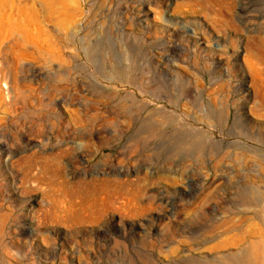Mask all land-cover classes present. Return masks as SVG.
Returning <instances> with one entry per match:
<instances>
[{
    "label": "rangeland",
    "instance_id": "obj_1",
    "mask_svg": "<svg viewBox=\"0 0 264 264\" xmlns=\"http://www.w3.org/2000/svg\"><path fill=\"white\" fill-rule=\"evenodd\" d=\"M0 264H264V0H0Z\"/></svg>",
    "mask_w": 264,
    "mask_h": 264
}]
</instances>
